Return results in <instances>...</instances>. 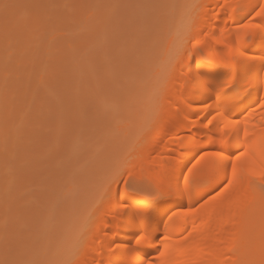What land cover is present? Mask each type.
<instances>
[{"label":"rangeland","instance_id":"obj_1","mask_svg":"<svg viewBox=\"0 0 264 264\" xmlns=\"http://www.w3.org/2000/svg\"><path fill=\"white\" fill-rule=\"evenodd\" d=\"M201 1L0 0V264L91 256L129 173L150 181L137 163L175 135L131 146L170 122L166 83L199 35Z\"/></svg>","mask_w":264,"mask_h":264},{"label":"bare ground","instance_id":"obj_2","mask_svg":"<svg viewBox=\"0 0 264 264\" xmlns=\"http://www.w3.org/2000/svg\"><path fill=\"white\" fill-rule=\"evenodd\" d=\"M211 1H201L204 6L200 13L201 24L189 29L193 35L197 29L199 31L190 48L191 59L187 56L183 61L185 66L180 64L184 67H180L166 83V93L174 97V104L172 106L170 103L172 109L166 108V113L162 112L167 114L170 122L167 119L166 123L160 122L159 130L155 124L150 125L148 130L152 136H140L131 146L133 152L148 153L154 147L164 146L161 140L166 135H175L160 159L142 158L137 165L146 164L152 168L149 182L163 179L166 173L171 172L172 182L183 186V178L188 176L190 193L166 198L164 201H172L161 203L159 216L151 229L154 237L141 245L136 244L133 235L137 232V225L130 220V214L120 209V203L126 199L120 196L119 207L110 214V220L101 219L104 224L109 222L108 232L96 235L100 238L99 245L90 246L92 255L88 252L83 254L85 256L76 264H139L140 261L144 264H148V261H152V264H251L261 259L264 245V188L260 187L259 177L251 182L244 179L225 190L227 181L224 167L217 165L215 157L206 156L200 160V155L217 151L219 141L225 140L232 145L225 155L234 159L239 151L244 150L242 142L246 141L243 135L246 126L250 133L246 143L251 148V159H242L239 167L259 170L264 161V108H259L258 104L264 99V88L252 89L243 98L240 107L220 117L214 125H208V120L218 115L212 107L205 111L206 106L216 105L214 93L207 90L205 84L190 80V76L204 77L209 73L215 77L223 73L224 69L216 61L227 52L228 46L236 45L235 29L246 22L245 17L251 11L247 6L264 0H213V6L207 9L205 6ZM224 4L227 7L221 8L220 5ZM259 20L257 18L253 23L259 24ZM245 48L250 49L247 52L249 55L260 54L259 41L247 43ZM226 120L239 121V128L225 126ZM179 153L183 154L181 160L176 159ZM197 160H200L198 164ZM194 164L195 168L192 167ZM190 168L191 173L188 171ZM227 176L231 177L230 164ZM217 187L220 189L214 195L204 202L200 201ZM123 190L121 188L120 193ZM125 224L130 226L128 230L124 229ZM164 236L169 237L166 242ZM165 247L168 251L161 257L159 253ZM154 255L156 258L150 260Z\"/></svg>","mask_w":264,"mask_h":264},{"label":"snow or ice","instance_id":"obj_3","mask_svg":"<svg viewBox=\"0 0 264 264\" xmlns=\"http://www.w3.org/2000/svg\"><path fill=\"white\" fill-rule=\"evenodd\" d=\"M197 7L199 6L197 5ZM220 7L226 8L227 5H220ZM247 7L251 11L245 17L246 22L240 23L235 29L237 33L236 45L228 46L227 52L216 61L224 69L223 73L215 77L209 73H206L204 77L190 76V80H194L197 84H205L207 90L214 93L216 105L206 106L205 111L212 107L213 111H216L218 115L208 120V125H214V122L220 117L226 116L233 109L240 107L243 98L252 89L264 88V2L248 5ZM216 15L219 16V13ZM257 18H260L259 24L253 23ZM254 40L260 43L259 55L247 54L250 49L245 48V44ZM196 43L199 44L200 42L196 41ZM189 58L191 59V54H189ZM258 107L264 108V99L260 100ZM228 125L239 128V121L226 120L225 126ZM243 135L246 141L250 137L246 126ZM246 141L242 142L244 150L239 151V154L235 155L234 159L225 155L229 148L232 147L225 140L219 141L220 148L215 152H203L201 149L203 155H200V160H203L206 156H213L216 158L217 165L224 167L227 181L225 190L244 179H248L251 182L255 177H259L260 187L264 188V161L261 162L258 171L255 168L242 169L239 167V162L242 159H251V148ZM210 143H215V141H210ZM200 160H197L196 163L198 164ZM229 164L231 165L230 178L227 176ZM192 167L195 168L196 165L194 164ZM188 171L191 173L192 169L190 168ZM171 176L172 173L169 172L165 174L163 179L146 183L143 180H137L134 173H129V179L123 181L125 187L123 192L118 193V196H123L126 199L120 203V209L125 211L126 214H130V220L137 225V232L133 233L136 237L135 242L137 245L153 239L154 233L151 229L159 216L160 205L166 198L190 193L188 176H184L183 186L179 183H173ZM168 239L169 237L167 236L163 237L165 242ZM167 251L168 249L165 247L163 251H160L159 255L163 257ZM116 264H123V262H116ZM139 264H144V262L140 261ZM148 264H152V261H148ZM251 264H264V245H262L261 259L253 261Z\"/></svg>","mask_w":264,"mask_h":264}]
</instances>
